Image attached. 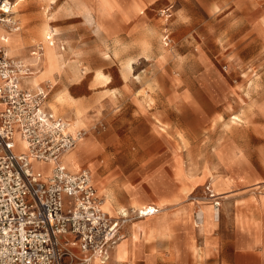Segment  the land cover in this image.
Here are the masks:
<instances>
[{
  "label": "rangeland",
  "instance_id": "obj_1",
  "mask_svg": "<svg viewBox=\"0 0 264 264\" xmlns=\"http://www.w3.org/2000/svg\"><path fill=\"white\" fill-rule=\"evenodd\" d=\"M38 1L23 0L3 17L16 23L18 33L5 27L0 34L10 37V55L34 72L38 28L48 24L54 30L56 55L45 48L39 87L48 91L44 106H57L62 96L84 107L90 127L82 128L86 139L76 147L81 169L116 194L114 212L146 204L171 211L193 207L186 211L190 224L178 221L168 234L147 242L146 248L160 253L154 264L243 263L233 258L231 245L264 241V117L256 114L264 102V63H257L264 49L260 43L249 47L225 22L234 0ZM263 5L249 0L242 11ZM166 8L169 19L162 13ZM68 49L66 60L77 65L76 74L64 72L56 57ZM96 73L109 83L96 80ZM259 110L264 114V105ZM233 115L238 121L225 127ZM14 142L17 152L24 151L17 128ZM222 149L228 158L218 157ZM32 164L47 173L49 167ZM178 170L201 181L190 186L176 176ZM212 177L226 182L216 200L209 192ZM102 196L109 207L113 202ZM213 204L214 228L212 213L196 228L197 211ZM179 244L177 253L168 250Z\"/></svg>",
  "mask_w": 264,
  "mask_h": 264
},
{
  "label": "built area",
  "instance_id": "obj_2",
  "mask_svg": "<svg viewBox=\"0 0 264 264\" xmlns=\"http://www.w3.org/2000/svg\"><path fill=\"white\" fill-rule=\"evenodd\" d=\"M7 1L0 0V24L8 16ZM162 13L171 17L170 8ZM22 70L0 48V264H64L65 256L78 264L105 262L128 223L158 210L125 209L110 216L101 209L90 172L71 173L61 160L84 133L72 135L64 119L44 108L48 91L20 87ZM16 128L22 152L16 151ZM32 162L48 166L47 173Z\"/></svg>",
  "mask_w": 264,
  "mask_h": 264
},
{
  "label": "crops",
  "instance_id": "obj_3",
  "mask_svg": "<svg viewBox=\"0 0 264 264\" xmlns=\"http://www.w3.org/2000/svg\"><path fill=\"white\" fill-rule=\"evenodd\" d=\"M13 1H15V0H13ZM33 1L37 2L38 0H33ZM248 1L249 0H234V4H233L234 10L232 11L231 15H228V16H231V18L228 17L227 19H224V20H225V22H228L232 25L235 33L240 34L241 41H243V40L249 41V44H248L249 47H254L258 43H260L262 48L264 49L263 36L260 34L261 32L259 31L262 29L264 31V5L262 7H259V8H257V7L249 8L247 10L242 11L243 6H245ZM85 9L89 10L90 14L93 15L92 10H90L88 8H85ZM142 14H144V12ZM111 18H112V16H111ZM42 26L40 28H38V31L42 28ZM9 41H10V39H9ZM48 46H50L49 42H47L45 45H43V48L48 47ZM69 52H70V49H68V51L66 52L65 55H57L56 57L58 58V63L64 72H71L73 74H76L78 72L77 71V65L76 64L75 65H68L69 63H67V60H66V56H69V54H70ZM45 54H46L45 50L43 49L42 56L39 57L40 61H41V58L43 56H45ZM54 55H56V52L54 53ZM263 56H264V54H263ZM36 60H38L37 56H36ZM51 60L52 59L49 58V56H48V60H47L48 68L52 64ZM40 61H38V62L40 63ZM250 63L252 64L253 62L250 61ZM257 63H264V58H260V61L259 62L257 61ZM31 73L32 72L30 71L29 76ZM99 74H101V73H96V75H95L96 80H104L106 83H109L110 79L108 77L106 80V76L101 74L104 77V79H100L98 77ZM38 78H39V76L37 77V79ZM24 90H26V89H24ZM74 103H75V105H74ZM76 103H77V106H76ZM78 104H80V103H78L76 101L75 102L66 101L62 96H60L57 99V106L54 104H51V105L46 104V106H44V108L47 111L53 113L55 116L57 114H61V112H62L63 118L62 117H60V118H62V119L65 118V120H69V121H76V122H79L84 127H89L90 124H88V122H87L85 109L83 108V106L81 104L80 105H78ZM58 105H59V107H58ZM261 105H264V102L257 106L256 114L258 113V115H260V117H264V114H262L259 110V106H261ZM237 106L240 107V105H237ZM65 107H66V109H65ZM79 115H80V117H78ZM233 116L231 118L232 122L229 121L226 125H224L225 127L228 128L230 126V124H234L236 121H238L237 116L236 115H233ZM57 117H59V116H57ZM219 124H221V123H219ZM160 129L162 131H165V128H163V127H160ZM77 150L78 149L76 148L73 152H71L65 158L66 164L69 166V168L72 171H77L79 168H81V165L78 161ZM221 151H220V153H218V157L221 159L228 158V157H225V155L223 153V149ZM83 153L86 155V152H83ZM239 158H240V153H235L233 159H238V161H239ZM250 158H252V157L250 156ZM63 162H64V160H63ZM237 162L236 163L234 162V165H233V166H235V164H236V168H234V169H238L236 174H238L240 171L239 165H238L239 162L238 163ZM74 164H76V166L78 168H76L74 166ZM250 173L251 172L249 171V174ZM176 176L181 178L180 181H185L190 186L201 181L200 178L199 179H197L196 177L193 178V177L189 176L187 173L183 174L182 170H178ZM93 179H94V177H93ZM95 182H96V179H94V183ZM225 183L226 182L222 179H219V177H216L214 179L212 177L209 188L212 192H214V194L217 197H219L220 196L219 191H221L220 187L225 185ZM96 187H97L99 193H101V194L104 193L114 203L113 204L110 202L111 205L109 207L106 206V209L110 215H116V213L118 211L114 212L112 209V208L116 207L115 201H114V194L115 193L108 190L105 185L99 184L97 182H96ZM185 191L188 192V189H185ZM169 201L174 202L176 200H169ZM146 205L147 206H144V207L139 208V209L144 210V209L149 208V207H152L155 209L159 208L160 213L155 215V216H151V217L146 216V220L145 219L144 220H137L135 222L128 223L124 227L125 235L128 234L126 236V239L120 243L118 242L115 245V247H112L110 249V251L108 253V259L104 263H101L100 261H93V262L91 261L89 264H123V263H119V262L124 261L126 258H128L130 260L129 262L131 264H140V263L141 264H154V256L156 254H160V253L154 252L153 250H150L148 247L146 248L147 242H149L153 239L159 238L160 236H165L166 234H168L170 229L172 228V224H175L178 221H185V222L190 224L191 215L188 212L193 211V207L191 205H186L184 207H180V208H184L185 210H177V211H171L170 208H164V207L156 205V204H153L155 206L150 205V204H146ZM200 208H201V211L203 212V219H205V217H204L205 214L210 217L211 213L213 214V219L215 218L214 211H213V205L201 206ZM186 211H188V212H186ZM148 219H151V220H148ZM204 223H205V221H204ZM212 225L214 228L215 222L213 220H212ZM208 232H210V231L203 232L202 234H207ZM257 240H258L257 238H249V240H246L245 242L244 241L234 242L231 245L232 252L234 253L233 258L236 259L237 257H239V258L244 259L245 261L243 263L234 262L232 264H250L247 262L251 261V260L254 261L253 264H264V241L260 240L258 242ZM181 246H182V244H179V246L170 247L168 250L172 251V253L175 254L182 248ZM70 252L73 256L77 257V259L82 258L81 254L79 253V250L77 248H70ZM63 262H64V264H78V261L76 259H73L72 257H68V256L64 257Z\"/></svg>",
  "mask_w": 264,
  "mask_h": 264
},
{
  "label": "bare ground",
  "instance_id": "obj_4",
  "mask_svg": "<svg viewBox=\"0 0 264 264\" xmlns=\"http://www.w3.org/2000/svg\"><path fill=\"white\" fill-rule=\"evenodd\" d=\"M40 1H43V0H40ZM23 2V0H15V1H12V2H9V1H7V3H6V5H9L8 6V9H7V6L6 7H3V10H5V11H7V14L8 15H13L14 13H15V8H17L21 3ZM93 3V2H92ZM4 22L5 23H3V24H0V29H3V30H5V31H7L8 30V32L9 33H18V31L20 30V28H18L17 26H15V22L14 21H11V19H4ZM5 27H6V29H5ZM37 37H40V38H42V40H41V45L40 44H37L36 46L38 47V50H39V56H38V61H40V58L39 57H41L42 56V53H43V49L46 51V47H44L43 48V45H45L47 42H49L50 43V46H48L47 48H50V49H52V51H53V53H55V49H56V38H55V33H54V30L48 25V24H44L43 25V27L41 28V30L37 33ZM55 35V36H54ZM9 39H10V37L9 36H7L6 34H0V48H2V50H3V52H4V54H5V56L6 57H8V58H16V57H12L11 55H10V53H9V51H8V44H9ZM71 52V51H70ZM69 52V53H70ZM19 61V63L22 65V67H23V70H22V72H23V74H22V77L20 78V87L22 88V89H26V90H28L29 92H35V91H37V90H40L42 87H39V84L41 83L40 81H39V78L37 79V77H35V75L37 76L38 74H43L44 75V72H43V70H38L39 68H37L38 66H39V64L40 63H35L34 65H33V67H35V71L34 72H32L31 74H30V76H29V66L27 65V63H25L23 60H18ZM65 67V66H64ZM46 70H48L47 69V67H46ZM26 71H28V72H26ZM39 76V75H38ZM44 77V76H43ZM98 77L100 78V79H104V77L102 76V75H98ZM106 80H107V77H106ZM32 87V88H31ZM52 87V86H51ZM48 88H49V90L51 91V88H50V86L48 85ZM66 94V93H65ZM74 105H75V103H74ZM78 105H80V104H78ZM45 106H46V104H45ZM76 106H77V103H76ZM51 108V107H50ZM84 108V107H83ZM54 112V111H53ZM53 114V113H52ZM54 115V114H53ZM78 117H80V115L78 116ZM65 120V119H64ZM85 120V119H84ZM66 121V123H67V125H68V132H70L72 135H75L77 132H79V131H81V132H86V131H84L82 128H89V127H84V126H82L79 122H76V121H69V120H65ZM86 133L85 134H83V137L79 140V142H78V144L76 145V147L82 142V140L84 141L86 138ZM75 147V148H76ZM74 148V149H75ZM25 151V150H24ZM74 150H71L70 152H68V153H66V154H64L62 157H61V160H62V164L64 165V167L66 168V170L67 171H69V172H71V173H74V172H76V171H72L70 168H69V166L66 164V162H65V158L71 153V152H73ZM63 160H64V162H63ZM65 163V164H64ZM43 165V164H42ZM74 166L76 167V168H78L77 166H76V164H74ZM43 167H48V166H46V165H43ZM79 169H81V168H79ZM78 169V170H79ZM77 170V171H78ZM47 171H48V169H47ZM89 172L91 173V171L89 170ZM91 176H92V174H91ZM93 178V177H92ZM97 191H98V189H97ZM209 192L211 193V197L212 198H214V200H216V199H218L219 197H217L215 194H214V192H212L211 190H210V188H209ZM98 196H99V198H100V203H101V209L105 212V213H107V214H109L108 213V211H107V209H106V200L104 199V197L102 196V194L101 193H99V191H98ZM215 205H218V203H215ZM150 208H152V207H150ZM158 209V212L156 213V214H154V215H150V217L151 216H155V215H157V214H159L160 213V209L159 208H157ZM123 210H125V209H123ZM123 210H121V211H118L117 213H116V215L118 214V213H120V212H122ZM136 210H138V211H140V209H136ZM142 210V209H141ZM213 211H214V215H215V218H214V222H216L217 220H218V212H217V210H216V208L214 207V204H213ZM220 212V211H219ZM110 215V214H109ZM116 215H110V216H116ZM146 217H143V218H141V219H138V220H142V219H145ZM135 221H137V220H134V221H132V222H135ZM132 222H130V223H132ZM195 227L196 228H199V227H201V226H203L204 225V219H203V212L202 211H200V210H198L197 211V213H196V216H195ZM127 231V230H126ZM126 236H127V234L123 237V239L120 241V242H122V241H124L125 239H126ZM119 242V243H120ZM115 247V246H114ZM93 261H100L101 263H104L103 261H102V259H99V258H95ZM92 261V262H93Z\"/></svg>",
  "mask_w": 264,
  "mask_h": 264
}]
</instances>
